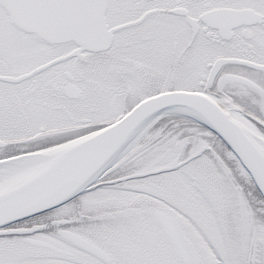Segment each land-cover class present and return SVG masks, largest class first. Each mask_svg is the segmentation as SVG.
Masks as SVG:
<instances>
[{"label": "snow or ice", "instance_id": "obj_1", "mask_svg": "<svg viewBox=\"0 0 264 264\" xmlns=\"http://www.w3.org/2000/svg\"><path fill=\"white\" fill-rule=\"evenodd\" d=\"M0 264H264V0H0Z\"/></svg>", "mask_w": 264, "mask_h": 264}]
</instances>
